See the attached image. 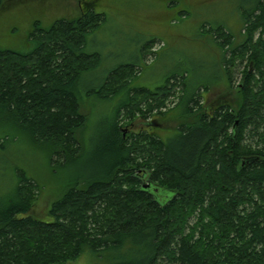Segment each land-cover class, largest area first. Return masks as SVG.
I'll use <instances>...</instances> for the list:
<instances>
[{
    "label": "trees",
    "instance_id": "16d2710c",
    "mask_svg": "<svg viewBox=\"0 0 264 264\" xmlns=\"http://www.w3.org/2000/svg\"><path fill=\"white\" fill-rule=\"evenodd\" d=\"M76 1L75 17L46 27L34 21L24 49L0 48L2 126L42 150L52 171L83 152L87 114L78 85L100 61L86 37L103 15L97 0ZM237 11L236 30L229 22L198 28L199 39L221 51L212 82L189 88L182 72L154 88L135 86L138 74L121 79L137 65L119 63L87 91L117 98L98 131L94 172L77 173L43 219L31 214L40 185L17 169L12 192L0 201V264H66L85 249L102 264H264V0H245ZM240 60L233 104L197 100L210 86L232 90L231 67ZM172 80L182 94L155 114L182 105L173 136L164 139L152 127L125 132L122 110L133 117L140 104L133 98L146 94L149 111L162 106Z\"/></svg>",
    "mask_w": 264,
    "mask_h": 264
},
{
    "label": "rangeland",
    "instance_id": "374dc122",
    "mask_svg": "<svg viewBox=\"0 0 264 264\" xmlns=\"http://www.w3.org/2000/svg\"><path fill=\"white\" fill-rule=\"evenodd\" d=\"M243 1L177 0L169 3L168 0H97L94 9L103 15V20L98 29L87 35L86 49L97 52L100 61L95 69L83 73L78 85L81 107L87 114L82 133L83 152L74 162L52 171L42 150L27 141L14 127L2 126L5 123L1 120L0 201L10 195L16 184L17 169L22 170L40 185L31 214L48 219V207L61 188L77 173L86 176L94 172V153L101 146L96 139L98 131L117 103V98L101 99L87 91L98 88L106 72L119 63L137 65V71L125 73L123 76L126 78L121 79L122 82L129 81L131 76L138 74L133 79L135 86L154 88L161 84L167 74L182 72H186L189 88L200 81L207 84L212 82L213 76L220 75L216 59L221 51L215 45L199 39L198 28L201 23L229 22L231 29L236 30L237 6ZM78 11L76 0H3L0 9V48L24 49L34 21L46 27L56 18L75 17ZM236 62L230 72L232 90L227 92L221 84L210 86L206 92H201L202 97L197 98L206 104L205 107H213L221 102L233 104L236 100V84L241 78L240 72L245 61ZM223 81L222 76V84L225 85ZM219 82L214 80V84ZM181 94L182 84L172 80L169 92L162 97V106L157 107L152 101L155 107L149 111L147 107L150 99L147 94L136 96L133 98L134 103L140 101L139 111L133 112L136 118L130 121L133 117L128 118L129 113L123 109L118 122L127 133H139L152 127L153 132L164 139L170 138L179 120L177 116L183 111L182 105L164 116L155 113L168 111ZM143 156L139 157L145 158ZM89 252L85 249L66 264L103 263Z\"/></svg>",
    "mask_w": 264,
    "mask_h": 264
},
{
    "label": "crops",
    "instance_id": "0c3cea01",
    "mask_svg": "<svg viewBox=\"0 0 264 264\" xmlns=\"http://www.w3.org/2000/svg\"><path fill=\"white\" fill-rule=\"evenodd\" d=\"M236 26H237V23H236Z\"/></svg>",
    "mask_w": 264,
    "mask_h": 264
}]
</instances>
